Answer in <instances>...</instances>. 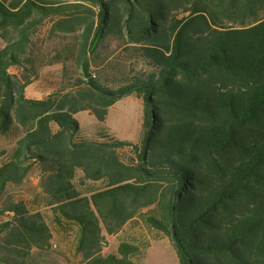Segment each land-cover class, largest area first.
I'll use <instances>...</instances> for the list:
<instances>
[{
    "label": "trees",
    "instance_id": "trees-1",
    "mask_svg": "<svg viewBox=\"0 0 264 264\" xmlns=\"http://www.w3.org/2000/svg\"><path fill=\"white\" fill-rule=\"evenodd\" d=\"M0 34V264H142L165 236L178 264H264V0H0ZM45 66L57 85L27 97ZM130 94L136 142L84 136L73 115ZM136 219L149 238L107 245Z\"/></svg>",
    "mask_w": 264,
    "mask_h": 264
},
{
    "label": "rangeland",
    "instance_id": "rangeland-1",
    "mask_svg": "<svg viewBox=\"0 0 264 264\" xmlns=\"http://www.w3.org/2000/svg\"><path fill=\"white\" fill-rule=\"evenodd\" d=\"M49 24L41 26L34 34L37 37L36 45L46 50L49 45L46 37H53L48 33ZM64 37V36H63ZM66 37H69L66 35ZM5 45V41L0 34V49ZM60 66L43 67L41 77L34 81L26 88V96L30 98H44L57 85L58 73ZM78 121L81 131L84 136L94 138L96 132L101 128L107 130L118 139L136 142L140 133V125L143 118V103L137 99L134 94L124 96L118 99L114 105L109 107L108 114L104 122H100L97 118L88 111H80L73 115ZM12 140L0 136V161L4 156V151L10 146ZM128 149L121 151V156L126 158L129 153ZM32 180H26L20 185L11 186L8 191V196L13 195L15 198H20L28 194L30 190H34ZM98 185V183L96 184ZM47 220L53 233V242L56 243L55 254L64 255V258L70 257L73 261L72 250L75 241L76 227L73 224L60 226L51 220L47 215ZM139 233L143 238L147 239L151 236L148 227L144 226L140 220L130 222L124 226L122 232L118 235H107V245L113 247L119 240V237H126L130 234ZM118 236V237H117ZM142 264H178L176 252L172 246L169 237L165 236L162 239H154L147 247Z\"/></svg>",
    "mask_w": 264,
    "mask_h": 264
},
{
    "label": "water",
    "instance_id": "water-1",
    "mask_svg": "<svg viewBox=\"0 0 264 264\" xmlns=\"http://www.w3.org/2000/svg\"><path fill=\"white\" fill-rule=\"evenodd\" d=\"M145 154H146V152H145Z\"/></svg>",
    "mask_w": 264,
    "mask_h": 264
}]
</instances>
